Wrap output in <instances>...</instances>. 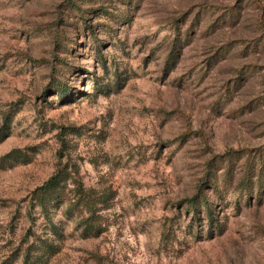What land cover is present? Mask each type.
<instances>
[{
    "label": "rangeland",
    "instance_id": "1",
    "mask_svg": "<svg viewBox=\"0 0 264 264\" xmlns=\"http://www.w3.org/2000/svg\"><path fill=\"white\" fill-rule=\"evenodd\" d=\"M0 264H264V0H0Z\"/></svg>",
    "mask_w": 264,
    "mask_h": 264
},
{
    "label": "trees",
    "instance_id": "2",
    "mask_svg": "<svg viewBox=\"0 0 264 264\" xmlns=\"http://www.w3.org/2000/svg\"><path fill=\"white\" fill-rule=\"evenodd\" d=\"M174 51L175 49L172 50V54H170V57L167 63H169L171 61V58L174 56ZM68 177H70V175L65 169H59L40 188H38L34 192L37 205L42 209L46 217H49L50 208L52 206L54 207H56V205L58 206L66 198L65 188H66V184H67L66 182H67ZM77 194H78V198L76 202L72 203V207H75L77 209L79 208V206H85L87 210L91 213L90 217L97 216L94 214V208L92 207L91 204H89V203H93L90 200L92 199V197L86 193L80 192V189L77 190ZM101 200H104V199H101ZM199 203H200V196H196L193 200L188 201L190 208L196 211H197V206H199ZM204 204L208 212L209 207L206 202H204ZM88 219L89 218H86L84 222L89 223ZM49 225L51 226L50 223ZM86 230L92 231L94 229H92L91 227H87ZM95 231L98 232V228L95 229ZM53 233L58 238H60L58 229H55ZM45 251H47V253L50 254V256L56 253L53 245L45 246Z\"/></svg>",
    "mask_w": 264,
    "mask_h": 264
}]
</instances>
